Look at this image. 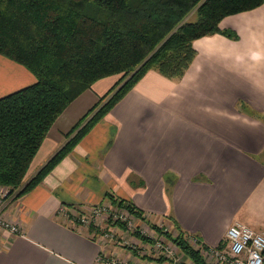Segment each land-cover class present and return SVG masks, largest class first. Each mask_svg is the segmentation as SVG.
<instances>
[{
  "label": "crops",
  "instance_id": "1",
  "mask_svg": "<svg viewBox=\"0 0 264 264\" xmlns=\"http://www.w3.org/2000/svg\"><path fill=\"white\" fill-rule=\"evenodd\" d=\"M219 27L237 38L196 39L180 78L148 70L39 183L10 200L4 215L20 232L0 231V264H108L103 253L160 263L102 244L96 228L69 217L109 195L129 198L148 223L175 224L210 249L234 221L264 230V3ZM116 77L99 79L68 104L28 176L62 148ZM34 82L28 68L0 54V97Z\"/></svg>",
  "mask_w": 264,
  "mask_h": 264
},
{
  "label": "trees",
  "instance_id": "2",
  "mask_svg": "<svg viewBox=\"0 0 264 264\" xmlns=\"http://www.w3.org/2000/svg\"><path fill=\"white\" fill-rule=\"evenodd\" d=\"M263 3L0 0V54L24 65L35 76L34 83L0 97V186L14 193V199L35 186L148 70L180 78L196 55V39L215 33L237 38L235 31L221 29L220 21ZM192 14L196 18L189 20ZM107 76L118 78L89 111L95 110L90 119L80 125L83 117L68 132L62 148L37 173L28 176L32 159L54 121L84 90ZM107 198L144 220L143 211L129 198ZM114 224L124 227L121 222ZM148 224L192 264H214L212 257L207 261L204 251L210 248L198 236L187 234L175 224V234L159 224ZM136 235L154 244L149 236L138 231ZM225 246L223 240L215 249ZM148 258L174 264L173 258L165 255Z\"/></svg>",
  "mask_w": 264,
  "mask_h": 264
},
{
  "label": "rangeland",
  "instance_id": "3",
  "mask_svg": "<svg viewBox=\"0 0 264 264\" xmlns=\"http://www.w3.org/2000/svg\"><path fill=\"white\" fill-rule=\"evenodd\" d=\"M188 18L189 20L190 19L194 20L196 18V15L195 14L189 15ZM108 77L109 76L103 79H105V81L110 80L111 78H108ZM116 78H118V76ZM114 84H115V81L113 85ZM100 98L101 96L98 97V100L86 112L84 116L85 119L82 121L80 125L85 124L90 119V117L92 116L95 110H93L92 112H89V111L95 106V104L99 102ZM98 205L104 206L106 210H104L98 217L95 228L98 230V232L101 235L107 234V236L104 237V240H103L106 243L108 242L113 245L119 244L120 248L131 250L135 254V256L141 257V258L143 256L157 257L160 255H165L170 258H173L174 264H189V263L192 264L191 261H189L170 240L154 232L149 227V224L147 223V221L143 220L142 218H138V217H135L134 215H131L129 210L126 207L116 206L115 204H112L110 199L108 198ZM83 212L84 211L75 212L74 215H78ZM72 216H69V217H72ZM115 221L121 222L124 225V227L114 224ZM159 225L166 227L167 230L171 231L173 234L176 233V229L174 225L172 224L162 222ZM136 231H138L140 234L144 236L145 235L149 236L154 241V244H149L147 243V241L141 240L139 237H137ZM206 256H207L206 257L207 261L211 262L210 257L208 255ZM116 259L119 262H126L127 264L131 263L128 257H124V258L116 257ZM136 262H139V264H142V262L140 261L136 260ZM136 262L132 264H138ZM144 263L146 264V262ZM157 264H160V263H157ZM165 264H169V263H165Z\"/></svg>",
  "mask_w": 264,
  "mask_h": 264
},
{
  "label": "built area",
  "instance_id": "4",
  "mask_svg": "<svg viewBox=\"0 0 264 264\" xmlns=\"http://www.w3.org/2000/svg\"><path fill=\"white\" fill-rule=\"evenodd\" d=\"M13 197L14 193L10 194L6 187L0 186V231L19 233V226L4 215ZM98 204L88 206L83 213L72 216V221L95 228L98 217L106 210L104 206ZM106 236L107 234H100L102 240ZM225 241L226 246L221 250L211 248L204 251L209 257L214 258V264H264V230L258 231L242 222L234 221L225 231ZM103 242L105 241H102V244ZM100 258L106 259L108 264H127L119 262L116 257H108L104 253L100 255Z\"/></svg>",
  "mask_w": 264,
  "mask_h": 264
}]
</instances>
